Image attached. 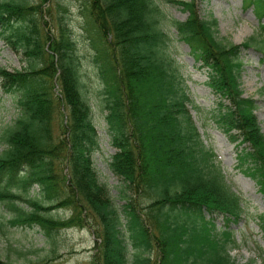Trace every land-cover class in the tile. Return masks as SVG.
Here are the masks:
<instances>
[{
  "label": "trees",
  "instance_id": "1",
  "mask_svg": "<svg viewBox=\"0 0 264 264\" xmlns=\"http://www.w3.org/2000/svg\"><path fill=\"white\" fill-rule=\"evenodd\" d=\"M48 1L0 0V38L28 56L21 69L0 67L1 87L15 94L19 109L0 133L5 144L0 201L13 213L9 223L40 225L56 252V232L93 217L102 226L100 264H238L229 251L239 244L233 223L247 208L195 122L190 86L172 42H185L207 69L217 96L214 119L235 143L241 169L264 194V132L257 99L243 95L242 79L243 49L258 44L264 61V37L252 35L242 43L220 40L217 19L202 16L197 0H81L82 28L104 85L116 147L111 165L125 184L123 221L94 164L100 135L80 89L69 5L56 0L57 13L48 25L43 10ZM243 2L253 6L264 36V0ZM167 3L181 6L186 18L169 17ZM59 114L64 120L57 136ZM141 198L147 199L144 206ZM61 206L71 207L72 214H49ZM216 214L223 216L221 226ZM254 220L264 240V211ZM129 245L136 251L132 261ZM258 248L264 256V245L258 243ZM0 264L53 263L48 257L29 263L0 259Z\"/></svg>",
  "mask_w": 264,
  "mask_h": 264
},
{
  "label": "rangeland",
  "instance_id": "2",
  "mask_svg": "<svg viewBox=\"0 0 264 264\" xmlns=\"http://www.w3.org/2000/svg\"><path fill=\"white\" fill-rule=\"evenodd\" d=\"M69 5V22L74 29L80 55L79 83L80 89L92 107V117L100 135V148L94 152V164L101 182L108 185L114 204L120 211L125 221L123 203V189L125 184L112 165V155L116 148L112 144V136L108 128L106 115L107 98L104 93V85L94 61V51L82 28L83 15L80 10L81 0H61ZM56 0L46 2L44 17L49 23L54 22L51 15H56ZM200 13L204 17L213 15L217 18L215 32L217 37L226 42H242L252 35L261 36L259 19L252 7H246L243 0H197ZM171 18L184 19L187 12L179 5L169 3L166 5ZM167 24H171L169 20ZM46 25V26H48ZM50 28H54L53 24ZM174 30V27H170ZM172 49L178 53L182 68L190 83L193 102L191 111L208 145L217 152L220 165L224 168L228 183L243 197L248 215L243 216L239 222L233 224L235 236L239 245L230 248L233 259L238 264H264L258 252L257 242L263 243L258 226L252 218L264 211V196L259 191L255 181L238 169L235 145L213 120V112L217 107V97L209 87L206 68L198 67L189 54V47L180 39L175 38ZM245 66L243 69V86L245 95H253L258 100L257 115L264 131V62L262 61V49L258 44L243 50ZM28 64V56L23 49H16L5 39L0 38V67L9 69H21ZM19 114L16 96L13 93H5L1 87L0 77V133ZM64 114H59L55 134L61 135V123ZM5 144L0 141V151ZM65 162L63 168L68 173ZM40 188L35 187V192ZM141 205L147 203L146 198H141ZM69 206L52 208L49 214L56 218H67L72 214ZM4 203L0 201V259L17 263H29L49 257L53 264H100V248L98 247V235L102 226L98 220L91 217L85 225L71 226L55 233L56 252L52 251V240L45 234L44 229L38 225H12L8 219L12 216ZM217 224H223L224 219L220 214L215 215ZM125 231V229H124ZM135 248L129 245V259L135 256ZM158 250L152 251V257L156 260ZM263 261V263H262Z\"/></svg>",
  "mask_w": 264,
  "mask_h": 264
}]
</instances>
